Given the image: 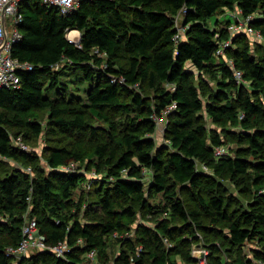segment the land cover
Instances as JSON below:
<instances>
[{"label":"trees","instance_id":"16d2710c","mask_svg":"<svg viewBox=\"0 0 264 264\" xmlns=\"http://www.w3.org/2000/svg\"><path fill=\"white\" fill-rule=\"evenodd\" d=\"M223 8L252 14L251 26L264 37V0H79L66 13L42 0L21 2L12 55L31 68L19 70L18 87H0V264H85L90 249L104 263L196 264L191 249L198 244L208 249L207 264H223L221 251L246 245L252 256L231 264H264V52L256 57L249 36L238 33L224 55H215L230 21L210 27L209 18ZM178 14L184 33L175 41ZM69 29L80 31L78 44L66 37ZM228 58L244 82L236 81ZM63 61L91 80L87 109L64 93L49 97L60 83L54 68ZM173 102L167 143L158 145L154 117ZM42 110L50 133L89 127L87 113L106 127L93 145L70 139L42 148L44 169L39 154L13 142L20 137L28 145L27 130L42 135ZM204 119L232 125L227 132L243 136L245 147L215 155L227 132L222 137ZM74 161L100 175L95 197L89 190L74 199L85 175L59 169ZM225 177L241 192L253 191V202L231 211L221 190ZM29 218L48 244L69 243L65 257L48 250L6 254ZM214 232L227 250L209 240Z\"/></svg>","mask_w":264,"mask_h":264},{"label":"rangeland","instance_id":"374dc122","mask_svg":"<svg viewBox=\"0 0 264 264\" xmlns=\"http://www.w3.org/2000/svg\"><path fill=\"white\" fill-rule=\"evenodd\" d=\"M235 9L228 10L226 8H223L218 13H215L209 18V26L214 27L216 25L217 27H222L225 24V22L234 20L236 16V13L234 11ZM177 19L178 20L176 22H177L178 27L180 28L179 32L181 36L184 33V28L182 27L183 26L182 21H184V19H183L182 14H178ZM71 32L74 34H72ZM66 37L70 38L74 43L78 44L80 42V31L77 29H69L66 32ZM249 38H250V43L252 47L251 52L254 53L256 57L262 55V53L264 52V40H260L256 38L255 36H249ZM64 64L65 63L63 61L62 63H60V65H56L54 68L59 71L58 73H59V80H60L59 85L60 86L58 85L54 89L53 92H50L49 97L57 98V97H60L61 93H64L63 95L65 96V99H70L72 105H81V106L87 105L86 90L89 87V85L92 83L91 80L87 79L81 70L71 65H64ZM188 66L191 68V70L195 72V74H197L196 70L192 68L190 64H188ZM101 67L103 68V66ZM94 77L93 79L95 80L96 73H94ZM197 77L198 76L194 75V81L196 84H198L200 80ZM207 84L210 86V85H213L214 82L210 80L209 78H207ZM85 108L87 109L86 106ZM48 114L49 113L47 110H42L40 112L39 118L43 120L42 121L43 123L42 135L35 137L32 134H30V131L27 130L26 135L28 136H26V139H27L26 141L28 145L25 144L27 146V148L25 147L26 148L25 150H30V151H33L39 154V162H40V165H42L41 167H43L44 169H47V167H46V163L44 160L42 148H45L48 145H55L57 144V142L67 143L70 141V139L78 147H82V145H93L97 140L101 139V133H99V131L102 129H105L106 127L103 121L101 120L99 121L96 118H94V116L87 113L86 117H87L88 126L95 127V129L98 130L97 134L96 133L94 135L90 134L89 127L84 128L81 131H72V132H69L68 134H63L59 132L58 134L57 132L50 133L48 132L47 126L44 121L47 118ZM202 114H203L202 115L203 118L206 117V114L204 111L202 112ZM204 121L206 122L207 127L213 128L217 130L219 133H222L223 135L222 137H224L225 134H227L226 140H224V153L229 152L230 154L234 155L236 154L237 151L245 147L246 139L243 136L239 137L238 134L227 132L228 129H234L232 125L230 127V125L228 124L226 127L224 126L225 127L224 129L219 124H215L210 120L206 121L204 119ZM165 123L166 122H164V124H162L161 127L156 128L155 133H153V137L156 139V143L158 145L167 143L163 135ZM223 130H225L227 133L223 134ZM10 162H11L9 163L10 165H15L16 167L19 166L17 163L11 160ZM73 163H74L75 172L77 171L83 172L86 178L85 180H83L81 183L78 184V187L74 189L73 191L74 199L77 200L81 195L87 194L89 190L91 191V193H88V195L90 197H95L97 195L95 192H96V188L99 185L98 180H100V175L96 174L92 167H89L87 169L83 162L79 163V162L74 161ZM204 169L207 170V168H204ZM94 180H97V181H94ZM220 181H221V190L226 196L227 206L231 211L232 210L236 211V209L237 210L241 209L242 204L243 206L244 205L246 206L248 202L249 203L253 202V193H252L253 191L250 190L249 192H246V193L241 192L239 186L234 184V182L228 177L222 178L220 179ZM261 191H263L264 193V189H262ZM137 221L139 222V219ZM216 225L217 227H222L221 223H218ZM222 237L223 235L217 232H214L213 234L211 233L209 234V240L218 241L219 243H221L222 248L227 250V247L229 244L227 242H224L222 240ZM221 240L223 242H221ZM249 245L252 246L251 244ZM117 247H118V241L114 243V247L112 249L116 250ZM261 249H263V247H261ZM221 253L223 254L222 255L223 264H231L232 261L235 262V257H238V256L244 257V258H248L252 256V252L249 250V246L247 245L245 248H239V249L231 246V253L229 252L230 253L229 255L226 254L227 251H221ZM207 256H208V253H207ZM91 260L92 259L90 258L84 257L85 264H92L95 261H98L99 264H114V262L111 260L107 261L106 263L101 262V260L98 258V255H96V259L94 262H91ZM193 260L196 264H200L199 262L200 259L194 257ZM178 264H184V262L181 260H178ZM206 264H207V258H206Z\"/></svg>","mask_w":264,"mask_h":264},{"label":"built area","instance_id":"2783aa9c","mask_svg":"<svg viewBox=\"0 0 264 264\" xmlns=\"http://www.w3.org/2000/svg\"><path fill=\"white\" fill-rule=\"evenodd\" d=\"M24 0H0V87H18L20 81L19 70L30 69L31 64L26 61H21L12 55V47L15 42L20 38L19 24L22 21L23 13L20 9L21 2ZM48 7H57L62 13H66L73 9L79 0H42ZM236 16L234 20L230 21L226 26L228 37L217 40V48L215 55L222 56L225 53V49L231 45V39L238 33H245L248 36H255L260 40H264V37L258 30L251 26L250 21L253 18L252 14L242 15L239 9L234 10ZM177 16L176 20L177 21ZM178 28L177 34L174 36V40L180 38V28L175 22ZM183 27V26H182ZM184 28V27H183ZM72 41L70 38H68ZM73 42V41H72ZM227 64L234 70V77L237 82H244L242 72L234 68L232 59H227ZM123 80V78H121ZM176 104L173 102L168 105L161 115L154 117L156 128L161 127L167 120V113L174 109ZM14 144L21 149H26L27 146L20 137L13 140ZM26 147V148H25ZM224 153L223 146H216L214 148L215 155H221ZM204 168H206L204 166ZM65 171H75L74 163L71 162L59 167ZM28 170H30L28 168ZM81 240H79L80 242ZM52 251L57 256L65 257L66 253L71 250V246L66 240L59 241L55 244H48L45 235L41 233L37 226V221L34 218H29L25 221L21 228V239L16 245L8 246L6 248V254L13 257L25 256L37 251ZM192 256L200 259V264H206V258L208 249L201 244L194 245L191 249ZM85 257L92 259L94 262L96 259L97 251L91 249L85 252ZM205 262V263H204ZM92 264H99L95 261Z\"/></svg>","mask_w":264,"mask_h":264},{"label":"bare ground","instance_id":"6f19581e","mask_svg":"<svg viewBox=\"0 0 264 264\" xmlns=\"http://www.w3.org/2000/svg\"><path fill=\"white\" fill-rule=\"evenodd\" d=\"M75 32V31H74ZM72 33V32H71ZM76 33V32H75ZM73 34V33H72Z\"/></svg>","mask_w":264,"mask_h":264},{"label":"crops","instance_id":"0c3cea01","mask_svg":"<svg viewBox=\"0 0 264 264\" xmlns=\"http://www.w3.org/2000/svg\"><path fill=\"white\" fill-rule=\"evenodd\" d=\"M74 34V33H73Z\"/></svg>","mask_w":264,"mask_h":264}]
</instances>
